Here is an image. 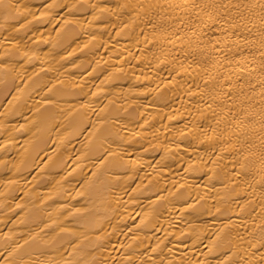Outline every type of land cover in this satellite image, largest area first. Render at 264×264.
<instances>
[{
  "label": "bare ground",
  "instance_id": "1",
  "mask_svg": "<svg viewBox=\"0 0 264 264\" xmlns=\"http://www.w3.org/2000/svg\"><path fill=\"white\" fill-rule=\"evenodd\" d=\"M0 264H264V0H0Z\"/></svg>",
  "mask_w": 264,
  "mask_h": 264
}]
</instances>
